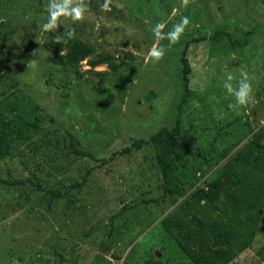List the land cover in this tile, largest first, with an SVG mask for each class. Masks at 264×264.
Masks as SVG:
<instances>
[{
	"label": "rangeland",
	"instance_id": "1",
	"mask_svg": "<svg viewBox=\"0 0 264 264\" xmlns=\"http://www.w3.org/2000/svg\"><path fill=\"white\" fill-rule=\"evenodd\" d=\"M85 2L90 9L85 18L75 23L61 18L59 33L72 27L75 37L94 45L98 53L121 56L125 65L116 73L106 65L94 68L106 73L101 79L88 72L86 59L71 69L82 79L71 75L69 88H61L59 81L67 79L62 69L51 64L45 48L51 32L42 30L48 18L47 0H0V7L7 11L12 7V16L18 17L11 18L16 27L9 34L12 41L5 45L12 42L10 48L19 56L7 68H2L0 60V79L6 75L12 88L0 96V120L5 122L8 115L18 125L19 114L30 118L39 114L44 123L53 118L97 158L108 159L131 139H145L160 127L171 126L182 90L180 58L186 49L191 96L182 122L192 141L193 160L201 161L198 153L210 158L202 165L205 173L198 178L199 185L215 179L224 161L217 160L218 155L228 145L241 141L240 147L249 140L246 121L251 122V132L264 125V0H111L110 11H103L105 0ZM185 16L191 23L177 43L154 35L155 25H165L162 32L168 33ZM0 23L4 25L1 19ZM219 29L240 41L246 37L247 45L229 50L225 36L220 41L211 39ZM198 39L203 40L193 42ZM153 47L166 49L158 62L148 56ZM241 69L253 78L255 104L251 107L257 113L250 107L229 108L235 101L223 84L228 73L238 78ZM49 78L52 85L46 83ZM23 161L9 155L0 159L5 166L2 177L6 169L20 176ZM98 165L80 159L55 173L54 186L69 188L93 169L76 202L61 200L53 213L40 203L38 210L25 211L23 197L0 186V264H91L102 253L104 242L109 243L110 253L103 257V264H144V256L134 263L128 259L134 248L168 264H196L193 257L206 255L197 242H191L185 224L181 229L189 245L182 246L178 235L165 228L163 221L172 214L174 230L179 214L177 204L169 200L153 202L160 196V179L151 149ZM263 250L264 205L253 244L230 264H264L258 259Z\"/></svg>",
	"mask_w": 264,
	"mask_h": 264
},
{
	"label": "trees",
	"instance_id": "2",
	"mask_svg": "<svg viewBox=\"0 0 264 264\" xmlns=\"http://www.w3.org/2000/svg\"><path fill=\"white\" fill-rule=\"evenodd\" d=\"M13 10L12 7L8 11L3 9V6L0 7V19L4 22V25L0 23V32L3 36L0 37L2 38L0 41L3 42V45H0V47L2 46L1 51H3L0 54L2 68L13 64L15 57L19 58L18 55L13 54V48H10L12 42L5 45L8 41H12L9 34L13 32L11 28L16 27L11 22V18H18L12 16ZM6 21L8 22L7 26ZM55 35L56 33L53 32L49 34L45 48L51 56V64L64 71L62 75L67 79L66 83L54 79L59 81L61 88L66 86L69 88L71 85L69 78L71 75H75L71 69L78 67L79 63L86 59H89L87 62L88 72L101 79L106 73L94 72V68L106 65L110 71L116 73L125 65L121 56L115 57L98 53L94 45L77 37H74L67 45L53 44L51 37ZM223 36L227 40L224 43L226 48L231 51L245 47L248 42L246 37L240 41L238 38L226 34L222 29L214 31L211 39L220 41ZM201 40L203 39L193 40V42ZM181 55L182 90H180L177 111L171 126L160 127L145 139H131L128 146L113 152L108 159L97 158L93 152L83 147L67 128L56 123L53 118L49 119V123H44L39 114H35L31 118L19 114L16 121L18 125H16L11 122L14 121L13 119H9L10 117L5 115L6 121L0 120V159L9 155L14 159L20 158L24 161L20 168V176L17 177L16 170L10 171L9 169H6L4 177H2L5 166L0 165V186L3 185L4 189L8 190V192L6 190L7 193H13L18 198L23 197L25 211H32L35 207L38 210L40 203L45 204L46 212L53 213L60 206L59 201L61 200L69 199L70 203L76 202L78 193L84 185H87L93 169L90 168L81 181H72L69 188L54 186L55 173L69 165H74L80 159L98 162V166L102 167L117 156H126L132 152L149 148L153 151L154 166L160 179V196L153 202L159 204L169 200L172 205L177 204L176 208L179 214L177 228L175 227L173 230L174 215L172 214L163 221V224L167 225L165 228L172 235L176 233L178 243L184 246L190 244L181 229V224L186 225V234L191 240H194L191 242H197L199 247L205 249L204 257H193L196 264H230L233 262L253 244L262 218L264 125L251 132V122L246 121L249 140L240 147L238 146L241 141L230 144L231 146L228 145L217 157V160H224L219 167V175L200 186L198 178L205 173L202 165L206 164L210 158L205 157V154L198 153L196 156L201 157V161L193 160L192 141L188 139V133L184 130L182 115L191 96L188 77L190 66L185 57L186 49H183ZM9 71H12L11 67ZM81 79L82 75L78 73L74 77V80ZM7 81L9 78L6 75L0 79V96H4L12 89ZM50 81L53 82L52 78L46 79V83L52 85ZM250 110L253 113L258 112L255 107H250ZM213 141L211 145H213ZM232 151L233 153L229 157ZM46 163L47 165H45ZM25 172H28L29 175H25ZM42 194L43 199L40 198ZM179 218L182 220L181 223ZM111 219L114 220V217ZM167 238L175 244L168 235ZM109 253V243L104 242L102 253L95 256L91 264H103V257ZM142 256L146 258L143 261L144 264H168L162 258L155 260L136 248L132 249L127 257L134 263L139 261ZM259 258L264 263V250L258 255Z\"/></svg>",
	"mask_w": 264,
	"mask_h": 264
},
{
	"label": "clouds",
	"instance_id": "3",
	"mask_svg": "<svg viewBox=\"0 0 264 264\" xmlns=\"http://www.w3.org/2000/svg\"><path fill=\"white\" fill-rule=\"evenodd\" d=\"M110 2L111 0H105L103 11H110ZM45 10L48 13V18L47 22L42 25V30L46 33L56 31V35L51 37V42L59 45H67L75 37V29L72 27L65 28L62 34L59 33L61 18H69L75 23L82 21L85 14L90 11L85 0H47ZM190 23V19L185 16L168 33L162 32L165 26L163 24L155 25L153 33L157 38H167L170 44H174L179 41L180 36L184 34ZM165 54L166 49L164 47H153L148 52V56L157 62L163 59ZM252 79L244 69L239 71L238 78L232 73L227 74L223 87L229 96L234 97L235 102L229 105L231 110L236 111L241 107L254 106L255 96Z\"/></svg>",
	"mask_w": 264,
	"mask_h": 264
},
{
	"label": "water",
	"instance_id": "4",
	"mask_svg": "<svg viewBox=\"0 0 264 264\" xmlns=\"http://www.w3.org/2000/svg\"><path fill=\"white\" fill-rule=\"evenodd\" d=\"M218 3H219V1H218ZM111 257H112V259H115V260H117V261L120 259L119 257H115V256H113V255H112Z\"/></svg>",
	"mask_w": 264,
	"mask_h": 264
}]
</instances>
